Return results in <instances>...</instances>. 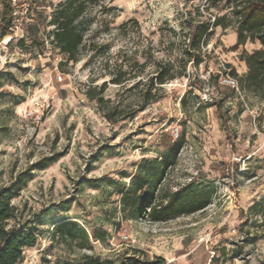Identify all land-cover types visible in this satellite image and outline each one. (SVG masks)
I'll return each mask as SVG.
<instances>
[{"label":"rangeland","instance_id":"obj_1","mask_svg":"<svg viewBox=\"0 0 264 264\" xmlns=\"http://www.w3.org/2000/svg\"><path fill=\"white\" fill-rule=\"evenodd\" d=\"M65 2L43 4L51 15ZM217 12L210 0H101L86 10V47L66 73L51 39L34 43L30 26L0 39V180L8 186L38 161L58 158L32 172L12 200L19 221L38 230L21 264H64L85 254L117 264L128 257L264 264V96L240 80L248 73L242 58L260 44L234 50L237 29L213 28ZM208 25L209 43L195 66L193 31ZM47 27L46 35L56 28ZM166 64L175 79L153 86ZM226 69L239 81L234 94L219 84ZM120 75L123 85L113 83ZM104 84L102 105L86 96ZM175 142L183 147L162 192L206 186L211 205L166 223L133 219L120 190ZM69 220L89 234L101 229L105 240L90 237L84 249L64 245L54 227Z\"/></svg>","mask_w":264,"mask_h":264},{"label":"trees","instance_id":"obj_2","mask_svg":"<svg viewBox=\"0 0 264 264\" xmlns=\"http://www.w3.org/2000/svg\"><path fill=\"white\" fill-rule=\"evenodd\" d=\"M13 0H3L0 10V39L12 36L10 20L12 17ZM101 0H67L56 8L52 14L47 12L43 2L35 5L36 21L28 29V37L34 43L46 45V39H51L54 47L59 50L63 60L58 64L62 73H66L64 66L69 63H78L81 55L80 50L86 47L85 22L86 10ZM212 7L218 12L213 15V28H229L235 26L237 29L238 41L234 50L247 42L257 41L260 48L252 54H246L242 58L247 65L248 73L241 77V85L252 94L264 96V0H210ZM229 11V14H221ZM233 21H225L229 19ZM51 20L48 22V18ZM81 17V22L79 18ZM47 25L55 26V30L47 32ZM209 26H197L194 28L192 38V50L198 51L195 54L194 64L199 66L202 63V47L209 43ZM173 67L166 64L161 67L152 78L153 86H163L167 81L175 79L172 72ZM233 75H235L233 73ZM113 83L123 85V78L112 80ZM106 84L101 87H94L86 93L91 100H96L102 105L104 98L102 94L106 90ZM224 88V87H223ZM231 94L235 90L225 87ZM97 91V93H96ZM230 94V95H231ZM117 108L106 116L112 119ZM183 142L169 143L163 157L154 160H146L147 163L140 168V171L131 178L128 188H122L119 192L121 204L130 208L133 219H148L152 223H166L172 219L194 215L203 211L212 203L213 192L206 186L194 185L185 186L175 192L164 193L163 186L166 177L179 157ZM58 158L52 157L38 161L29 172H24L10 185H4L0 180V264H21L26 248L35 247L38 237L37 226L29 222H20L17 209L12 200L20 195L24 186L32 179L35 171L44 170L55 163ZM163 193V194H162ZM54 238L56 237L64 245L76 246L80 249L87 248L90 244V237L95 241H104L107 233L101 229H94L91 234L82 228L76 221L60 222L54 227ZM64 264H117L116 260L104 259L101 256L85 254L78 260H70ZM118 264H166L161 257L152 260H141L137 257H128Z\"/></svg>","mask_w":264,"mask_h":264},{"label":"built area","instance_id":"obj_3","mask_svg":"<svg viewBox=\"0 0 264 264\" xmlns=\"http://www.w3.org/2000/svg\"><path fill=\"white\" fill-rule=\"evenodd\" d=\"M3 0H0V10L2 8ZM44 0H13L11 9L12 17L10 20V29L12 31L11 38H16L20 33L22 34L29 26L36 21V13L34 7ZM61 80V78H59ZM221 87H229L234 90L239 88V81L236 80L226 69V72L219 78ZM178 137V134L176 135Z\"/></svg>","mask_w":264,"mask_h":264}]
</instances>
